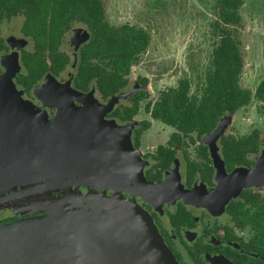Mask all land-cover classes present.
I'll list each match as a JSON object with an SVG mask.
<instances>
[{
	"label": "water",
	"instance_id": "water-1",
	"mask_svg": "<svg viewBox=\"0 0 264 264\" xmlns=\"http://www.w3.org/2000/svg\"><path fill=\"white\" fill-rule=\"evenodd\" d=\"M0 64V193L13 190L10 198L25 197L27 208L45 212L0 225V264H178L134 200L81 190H115L134 181L148 190L173 184L171 178L159 184L146 179L131 138L135 120L120 124L104 117L128 93L102 104L95 89L80 91L48 73L39 95L57 105L51 119L24 99L15 82L19 52L4 55ZM229 123L230 115L222 117L208 141L218 187L205 204L216 197L225 204L246 186L264 185V149L254 168L227 172L216 141ZM178 182L179 196L199 203L196 191ZM58 190L63 194L53 195Z\"/></svg>",
	"mask_w": 264,
	"mask_h": 264
},
{
	"label": "trees",
	"instance_id": "trees-1",
	"mask_svg": "<svg viewBox=\"0 0 264 264\" xmlns=\"http://www.w3.org/2000/svg\"><path fill=\"white\" fill-rule=\"evenodd\" d=\"M246 1L213 0L216 16L213 48L209 66L196 83V91L192 92L194 81L185 76L175 87L162 90L155 103H146L145 108L154 119L175 129L171 145L175 141L183 148L196 144L197 139L217 127L221 117L238 112L254 99L264 106V78L254 91L241 84L244 56L236 33L243 22L241 10ZM16 16L23 18L22 32L33 46L23 51L25 71L18 77L27 90L48 71L60 74L67 68L71 59L60 50L61 42L78 22L91 29L92 38L80 53L77 87L85 90L93 82L104 98L121 92L129 84L132 66L147 51L151 41L149 31L143 27L131 23L116 26L108 21L102 0H0V26ZM6 49V41L0 35V54ZM148 81L147 77H139L141 84L146 85ZM146 95L144 91L136 92L132 105L116 109L113 115L130 120L139 112V103ZM259 138L260 130L254 128L242 138L223 139L228 165L251 163L245 151L257 150ZM174 151L163 159L165 167L172 163ZM198 167L195 161L187 164L190 182ZM199 168L203 170L202 166ZM202 174L204 178L207 175Z\"/></svg>",
	"mask_w": 264,
	"mask_h": 264
},
{
	"label": "flooded vegetation",
	"instance_id": "flooded-vegetation-1",
	"mask_svg": "<svg viewBox=\"0 0 264 264\" xmlns=\"http://www.w3.org/2000/svg\"><path fill=\"white\" fill-rule=\"evenodd\" d=\"M17 17L19 19L21 16ZM21 27L14 32L9 24L4 34L1 33L6 41L7 49L0 54V61L4 55H8L15 50L19 52L21 70L17 73L15 82L18 88L23 91L25 100L31 102L36 109L46 111L51 119L57 114L58 107L54 101L48 102L46 100L45 102L39 95L43 92L44 85L47 84L46 75L51 73L61 83L71 80L72 87L80 91L87 93L95 89V96L98 101L102 104L107 102L110 97L104 98L95 83H90L89 88L85 90L78 88L76 84L82 47L92 38V31L88 26L78 22L62 38L60 50L68 54L71 59L67 68L60 74L48 71L29 90L18 81L19 75L25 71L23 51L30 50L33 47L31 39L22 32ZM14 37L27 40L18 42V39ZM4 70V66L0 64V73ZM136 81L140 83L139 77ZM148 83L146 85L140 83L141 86L136 92L143 91L142 87L147 86ZM129 89L130 87L126 86L121 92ZM133 96H131V103L129 100L118 102L115 108L110 113L105 114L104 117L116 119L120 124L134 120L138 113L127 121L113 115L116 109L132 105ZM155 101L152 103H155ZM75 104L76 106L83 105L78 100H75ZM234 114L227 113L224 116ZM147 119L138 121L133 127L131 136L134 148L140 152L144 161V175L149 182L154 184H159L170 178L173 184L165 186L161 190H148L147 184L143 182L137 184L134 181L133 184L127 183L124 187H117L115 190L99 191L109 196L116 193L117 196L123 199L134 200L146 210L151 216L162 241L173 253L178 264H264V185L246 186L240 190L237 196L230 197V200L225 204L218 197L214 198L211 203L205 204L203 200L210 197L218 187L216 177L218 170L208 142L215 129L206 132L201 139H197L196 144L191 143L188 147L183 148L176 141L171 145V135L175 130L169 133L170 135L168 134L169 137L165 143L155 145L152 142L159 140L161 133L157 130L154 131L156 128H152L151 119ZM246 134L237 133L228 127L217 138L218 154L224 160L228 173H231L236 167L254 168L257 164V158L263 152L264 136L260 130V143L257 150L245 151V157L251 160V163L245 161L233 167L228 165L224 154L223 139L232 141L233 137L239 139ZM162 147H166V149H162ZM168 149L170 151L175 150V155L172 158V163L165 167L162 162L164 158L167 159L169 156L170 151ZM176 160L179 161L177 167L179 177L174 170ZM190 161H195L199 167H203V170H200L199 167L196 168V175L191 182L189 181L190 174L187 169V164ZM202 173L207 174L205 178ZM178 180L182 182L186 189L196 191L199 203L186 202L184 198L179 196V192H177L179 191ZM81 190L83 193L95 192V188L92 187H82ZM13 193V190L0 193V225L45 213L32 207L27 208L25 197L10 198ZM59 194H63V192L61 190L53 192L55 196Z\"/></svg>",
	"mask_w": 264,
	"mask_h": 264
},
{
	"label": "rangeland",
	"instance_id": "rangeland-1",
	"mask_svg": "<svg viewBox=\"0 0 264 264\" xmlns=\"http://www.w3.org/2000/svg\"><path fill=\"white\" fill-rule=\"evenodd\" d=\"M102 1L106 18L112 24L121 26L131 23L150 33L151 41L147 51L132 66L131 80L127 85L130 89L123 91L128 95L120 101L129 100L131 103V96L141 86L136 81L137 77H147L149 83L142 87L147 95L141 100L140 110L134 120L137 124L141 119H151L152 128H156L154 131L161 133V138L152 143H165L169 133L175 129L160 120L152 119L144 106L147 102L157 100L162 90L175 87L179 79L185 76L194 81L192 92L196 91V83L209 66L213 48V22L216 19L213 0ZM241 12L243 22L236 33L244 56L241 84L254 91L264 78V0H247ZM19 19L16 16L3 22L0 35L4 34L9 24L14 32L17 31L23 21L22 17ZM14 38L18 42L27 40ZM228 127L241 134L258 128L264 136V106L254 99L230 116ZM99 190L95 189V192Z\"/></svg>",
	"mask_w": 264,
	"mask_h": 264
}]
</instances>
